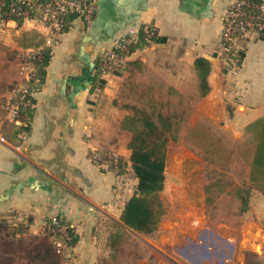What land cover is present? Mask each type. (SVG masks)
Listing matches in <instances>:
<instances>
[{"label": "crops", "instance_id": "obj_1", "mask_svg": "<svg viewBox=\"0 0 264 264\" xmlns=\"http://www.w3.org/2000/svg\"><path fill=\"white\" fill-rule=\"evenodd\" d=\"M91 1L95 6L91 24L73 18L50 46L41 18L0 19V63L16 67L0 79L24 83L28 74L20 71V58L26 61L40 50L49 51L43 82L32 91L31 109L13 120L9 136L0 135V218L11 209L21 215L27 212L33 235L43 222L63 220L73 228L77 242L61 264H129L123 248L109 247L112 237L120 233L123 247L132 238L146 242L161 231L164 215H159L150 234L121 222L137 180L133 177L122 201L105 202L117 193L112 190L115 175L100 170L88 157L96 142L87 137L104 110L93 99L100 101V91L107 95L111 91L114 97L118 90L107 78H102L105 87L92 88L95 61L106 47L127 37L148 44L127 59L128 69L138 67V73L133 69L128 77L140 80L147 74V80L165 82L170 97L197 98L190 111L207 127L227 131L233 146L229 161L236 169L230 176L219 169L212 178L206 176L201 211L191 222L190 234L192 239L202 234L205 243L193 240L176 256L154 248L147 258L139 255L131 264H162L163 256L175 264L183 263L180 258L185 264H264V166L254 163L256 145L261 143L256 130L264 131V120L259 122L264 119V36L241 34L231 47L232 56H220L223 17L231 0ZM151 34L156 40L153 36L147 40ZM167 49L170 57L160 59L159 53ZM110 101L112 107L104 112L112 116L114 98ZM122 106L123 111L130 108ZM124 113L129 118V110ZM127 145L128 140L123 141L119 157L126 160V173H131ZM178 179V174L170 175V188L179 187ZM166 180L165 169L159 200Z\"/></svg>", "mask_w": 264, "mask_h": 264}, {"label": "rangeland", "instance_id": "obj_2", "mask_svg": "<svg viewBox=\"0 0 264 264\" xmlns=\"http://www.w3.org/2000/svg\"><path fill=\"white\" fill-rule=\"evenodd\" d=\"M94 3V2H93ZM95 8V7H94ZM27 18V17H24ZM43 22H46L47 15L44 12V16L41 18ZM92 22V19H91ZM91 22L89 24H91ZM48 30V28H47ZM61 33L57 34L59 36ZM56 37V36H55ZM52 37L48 30L47 35V45H51ZM121 44L114 42L106 47L102 52L105 54L108 51L114 50L115 48H120ZM123 47V46H122ZM168 50V49H167ZM138 51V50H137ZM39 52V51H38ZM37 53V52H36ZM220 56H232L231 48H226L225 50L219 51ZM228 54V55H224ZM173 55V53H172ZM138 56V53H137ZM159 58H169V50L161 51L159 53ZM131 57V56H130ZM128 57L127 59H129ZM135 58V57H134ZM21 66L20 71L27 72L25 59L20 58ZM8 64L0 63V76L2 78L8 76L12 71H14ZM18 68V66H17ZM134 69L135 73H138V67L135 65L133 67H128L120 73L113 74H103L100 75L102 78L110 79L107 83L116 85L114 87L117 92L113 93L110 91V95L105 94L100 91V101L94 97V104H101L104 110L106 107H112L111 99L114 98V108L111 111L112 116L109 115V111H102L99 114V124L92 128L90 131L92 133L91 137H87L91 142H96L91 149H89L88 157L90 159L91 155L95 152H107L111 153L115 158L119 159V154L123 151L122 146L123 141L128 140V143L132 137V132L129 130L128 122H125L128 116L126 113L129 110V116H133L132 108L139 110H145L146 112H160L164 115H168L173 119L174 122L178 123L179 130L175 134L176 141L168 140L166 144L165 152V169H166V185L164 192H162L160 200V206L158 208L160 214L164 215L165 221L163 223L161 231L152 238H148L146 242L142 240L131 239L125 242V245L121 248L124 250L123 258L131 264L132 261L139 255H143L147 258L149 254H152L154 248L163 249L169 251L171 254L176 256V251L182 252L185 250L186 246L190 244L193 240L195 242L205 243L207 238L203 235L198 234L197 238L192 239L190 237L192 226L191 222L197 217L200 210L201 203V191L205 183L206 176L212 178V175L216 174L215 170H222L227 172V176L235 173L234 162L229 161L230 151L233 149L232 145L227 139V131L214 126L207 127L208 124L205 120H202L201 116L191 112L190 110L197 104L198 99L194 97H173L169 96L168 89H165V82L163 81H152L149 79L148 75L142 76L143 78L137 80L134 77H128V73ZM150 75V74H149ZM21 81H6L5 79H0V135L9 136L11 133V124L14 119L19 116V107L16 113V117H13V107L14 100L17 99L16 91L21 86ZM105 83L103 86L105 87ZM200 84L195 83L193 86L199 87ZM102 86V87H103ZM100 89V87H97ZM200 91V87L198 88ZM98 93V90H96ZM112 94V95H111ZM127 104L130 108L127 111H123L122 105ZM96 106V105H95ZM127 108V107H126ZM125 108V109H126ZM148 110V111H147ZM126 114V115H124ZM124 115V116H123ZM124 120V121H123ZM108 121V122H107ZM190 125H197L196 130H191ZM225 132V133H224ZM125 146V145H124ZM120 152V153H119ZM94 166L98 167L100 170L110 172L115 175L114 184L112 190H116L117 193L112 194L108 198H105V202H119L123 199V194L126 192V188L133 179L131 173L116 174L115 169L112 164L109 167L107 160L105 159L101 164L96 161H90ZM178 174L181 179H178L179 187L170 188V175ZM212 181V180H211ZM227 186V181L225 182ZM183 186V187H182ZM160 197V196H159ZM212 197V196H211ZM189 204V205H188ZM164 207V209H163ZM18 214L9 210L4 217L0 220H5L14 229L20 227L23 230L22 236L24 241L22 244L24 246L32 245L33 237L41 238L44 235H48L46 229L47 226H51L52 222L45 224L43 222L37 234H30V228L25 219H29L28 213ZM24 216V222L22 220ZM52 221V220H50ZM58 221V220H57ZM63 220L57 222V224L66 226L62 223ZM22 223V224H20ZM62 223V224H61ZM45 224V225H44ZM46 228V229H45ZM49 236V235H48ZM199 239V240H198ZM50 241H54V235L49 236ZM201 240V241H200ZM59 241V240H57ZM201 246V245H200ZM54 249L57 247L53 245ZM120 248V247H119ZM14 252L17 254H23L24 250L15 246L8 247L3 239H0V254L2 252ZM22 251V252H21ZM172 251V252H171ZM11 254V253H8ZM57 254V253H56ZM61 254L58 253V255ZM60 256V255H59ZM179 258V257H178ZM180 260L185 264L186 261L182 258ZM63 263V262H62ZM162 264H175L169 258L163 256ZM15 264H29L25 258H18ZM179 264V263H178ZM190 264V263H189ZM200 264V261L197 263Z\"/></svg>", "mask_w": 264, "mask_h": 264}, {"label": "trees", "instance_id": "obj_3", "mask_svg": "<svg viewBox=\"0 0 264 264\" xmlns=\"http://www.w3.org/2000/svg\"><path fill=\"white\" fill-rule=\"evenodd\" d=\"M79 1L86 2L87 0ZM53 2L54 0H0V19L15 20L19 22L25 16L29 18H42L44 16V9L46 6L53 5ZM77 17L83 20L82 17L78 16V14L74 12H66L63 16V24L60 33H63L67 29L68 23L73 18ZM93 18L94 12L92 15V20ZM152 36L153 35L151 34L150 39L147 40L152 41ZM240 36L241 35L236 38V42H238ZM125 39H127V37L119 40V43H122V41ZM152 39L153 41L156 40L154 36ZM141 42H143V40H141ZM138 43L136 42L129 44L125 51L120 48L116 49L115 52L120 56L122 61L118 67H111L108 69L107 73L120 74L124 68L126 69L129 65V61L124 59L130 57L137 50L143 49L146 45H148ZM233 44L234 43H221L220 49H223L224 47L231 48ZM33 56L35 57V59L32 60L33 74L27 81V99L29 101V105L19 107V116H21L23 110L29 112L28 110L31 109L30 105L32 102V91L34 90L35 86H38L43 82V77L45 74L44 68L48 63L49 51L40 50L39 52L34 53ZM30 57L28 59H30ZM105 60L106 54L103 52L97 57L95 61L94 71L96 74V79L94 82H92V88H101L104 84V80L100 75L103 76L101 67ZM198 61L203 62L202 59H199ZM199 68L202 69V66L199 65ZM203 83V81L200 82L201 88L204 86ZM133 112V116H129V118H127L125 121L128 122V128L132 132V137L127 145L128 149L130 150L128 161L130 163V170L137 180V184L134 195L126 202L120 218L121 222H123V224L127 227L143 234H150L155 230L160 214L158 210L160 206L159 192L162 191L165 180L166 144L169 139L176 141L175 134L178 132L179 126L178 123L174 122L171 117L160 112H146L145 110H139L136 108H133ZM263 120L264 119H261L259 122H263ZM196 128H198L197 125H195V127H193L191 130H196ZM256 134L261 143L256 145L257 147L255 150L254 163L257 167H263L264 131L262 129H259L258 131L256 130ZM106 160L109 164V167H111V164H113V159L106 158ZM117 160L119 167V172L117 174L121 175L126 173V160L121 158ZM97 163H99V165L101 164V162ZM22 220L23 222L26 220L28 229V226L31 222L30 219L27 218ZM66 227L70 240H64L60 234L54 237V241L56 238L63 244V250L59 256L56 249L53 247V245H55L54 241L49 240V236L52 237V234L47 230L46 231L49 236L44 235L41 238L33 237L32 241L34 243L32 245L24 246L22 244V241H24V237L22 236L23 230H21L20 227L14 229L5 220H0V239H3V242L8 247L15 248V246H19L24 250V252L21 251L23 254L17 255L12 251L2 252L0 254V264H15V261L18 260V258H25L29 264H61V261L68 257L69 253L72 251L77 242V237L73 231V228L69 225H66ZM117 234L120 233H116V235L112 237L108 244L113 250H117L122 244V241L118 239L119 236Z\"/></svg>", "mask_w": 264, "mask_h": 264}, {"label": "built area", "instance_id": "obj_4", "mask_svg": "<svg viewBox=\"0 0 264 264\" xmlns=\"http://www.w3.org/2000/svg\"><path fill=\"white\" fill-rule=\"evenodd\" d=\"M47 15L46 26L49 30L50 37H55L61 31L63 24V16L66 12H74L83 20L89 24L94 12V3L91 0L81 2L79 0H54L53 5H47L44 9ZM255 33L260 36H264V3L261 0H231L229 6L226 8L223 23L221 28V43L232 44L236 38L241 34ZM133 43L131 39H125L122 41L120 49L126 50L129 44ZM123 46V47H122ZM116 49L108 51L106 53V60L102 63L101 72L107 73V70L111 67H118L122 59L116 54ZM226 49L225 47L223 48ZM31 59V60H30ZM30 59H26L27 80L21 84L20 88L16 91V98L14 100V107L12 110L13 117H16L18 107L28 106V84L27 81L33 74L32 60L35 57L32 55ZM124 60H127L125 58ZM111 153L107 152H95L91 155L90 160L96 162H103L106 158L113 159V168L115 173L119 172L118 160ZM57 220H52L51 226H47V231L52 235L57 236L60 234L64 240H70L67 227L58 225ZM55 246L57 253H60L63 249L61 241H57L55 238Z\"/></svg>", "mask_w": 264, "mask_h": 264}]
</instances>
